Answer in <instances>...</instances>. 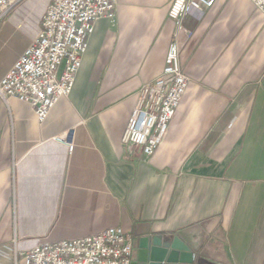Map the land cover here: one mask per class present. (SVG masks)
<instances>
[{"label": "crops", "instance_id": "1", "mask_svg": "<svg viewBox=\"0 0 264 264\" xmlns=\"http://www.w3.org/2000/svg\"><path fill=\"white\" fill-rule=\"evenodd\" d=\"M24 1L0 21V79L39 30L43 13L19 34ZM172 1L118 0L43 124L0 100V264L112 227L132 236L133 262L149 241L177 238L192 264H264V18L248 0L183 18L189 84L168 132L148 159L120 144L140 89L162 72ZM65 132L71 151L55 141Z\"/></svg>", "mask_w": 264, "mask_h": 264}, {"label": "built area", "instance_id": "2", "mask_svg": "<svg viewBox=\"0 0 264 264\" xmlns=\"http://www.w3.org/2000/svg\"><path fill=\"white\" fill-rule=\"evenodd\" d=\"M21 0H0V21ZM39 30L31 43L0 79V100L15 99L29 105L43 124L52 108L67 98L86 53L88 39L98 20L115 22L118 0H45ZM216 0H173L168 18L175 24L161 74L140 89L120 144L151 158L163 142L168 127L186 94L189 78L180 65V50L189 31L182 24L191 16L199 20ZM264 18V0H248ZM67 133L55 141L68 146ZM134 242L120 227L95 235L55 243L43 242L15 252L12 264H132Z\"/></svg>", "mask_w": 264, "mask_h": 264}, {"label": "water", "instance_id": "3", "mask_svg": "<svg viewBox=\"0 0 264 264\" xmlns=\"http://www.w3.org/2000/svg\"><path fill=\"white\" fill-rule=\"evenodd\" d=\"M192 260L190 249L177 238H173L165 246L152 241L140 246L137 258L132 264H192Z\"/></svg>", "mask_w": 264, "mask_h": 264}, {"label": "rangeland", "instance_id": "4", "mask_svg": "<svg viewBox=\"0 0 264 264\" xmlns=\"http://www.w3.org/2000/svg\"><path fill=\"white\" fill-rule=\"evenodd\" d=\"M45 5V0H25L21 7L19 8L18 12L27 14L30 12V15L26 18L24 21L25 27H22L20 29V33L23 35V38L25 35L29 33V30H33V22H34V17L37 15H40L43 13Z\"/></svg>", "mask_w": 264, "mask_h": 264}]
</instances>
